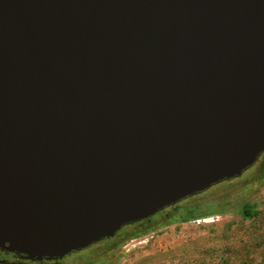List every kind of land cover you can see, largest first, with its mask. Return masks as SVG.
<instances>
[{
	"label": "water",
	"instance_id": "1",
	"mask_svg": "<svg viewBox=\"0 0 264 264\" xmlns=\"http://www.w3.org/2000/svg\"><path fill=\"white\" fill-rule=\"evenodd\" d=\"M264 151V0H0V248L62 259Z\"/></svg>",
	"mask_w": 264,
	"mask_h": 264
},
{
	"label": "rangeland",
	"instance_id": "2",
	"mask_svg": "<svg viewBox=\"0 0 264 264\" xmlns=\"http://www.w3.org/2000/svg\"><path fill=\"white\" fill-rule=\"evenodd\" d=\"M258 160L240 176L178 205L193 210L199 206L198 211L218 205L217 213L184 221L180 209L168 217L157 215L146 226L125 225L113 239L71 253L61 264H182L179 259L192 250L205 255V264H264V157ZM245 202L256 203L259 209L252 220L238 214ZM211 244H217L216 251Z\"/></svg>",
	"mask_w": 264,
	"mask_h": 264
},
{
	"label": "flooded vegetation",
	"instance_id": "3",
	"mask_svg": "<svg viewBox=\"0 0 264 264\" xmlns=\"http://www.w3.org/2000/svg\"><path fill=\"white\" fill-rule=\"evenodd\" d=\"M262 157H264V151L261 153V155L258 157V159L260 160ZM259 160H258V162H259ZM206 191H208V189H206V190H204V191H202L200 193H197V194H195L193 196L187 197V198L179 201L178 203H176V204H174L172 206L166 207L163 210H161L158 213H156L155 215L150 216L149 218H146V219H143V220H140V221L131 223V224H127V226H128L127 229H131L133 227H137V226H140V225L146 226L147 224H150L151 223V221H152V219L154 217H156L157 215H160V214H163V217H168L169 214L171 212H173V211H177V210H180V209H182L183 211H186L189 208H180V207H178V205H180L182 202H185L187 199L192 198V197L197 196V195H201V194H203ZM214 203L217 205L216 202H214ZM196 207L197 208L194 211H197L198 213H201V212H205V213L215 212L218 209V205L214 209H212V210H201V211H198V209H199L198 207L199 206H196ZM61 260L62 259H58V260H48V259H45V258H43L40 261L39 260H32V259L28 258L24 254H18V253H15V252L6 250L4 248H0V264H61Z\"/></svg>",
	"mask_w": 264,
	"mask_h": 264
},
{
	"label": "trees",
	"instance_id": "4",
	"mask_svg": "<svg viewBox=\"0 0 264 264\" xmlns=\"http://www.w3.org/2000/svg\"><path fill=\"white\" fill-rule=\"evenodd\" d=\"M187 198V197H186ZM184 212V213H183ZM183 212H181L183 215L180 217V220H184V221H187V220H191V219H196V218H205V217H208V216H211V215H213V214H215V213H217V211H215V212H208V213H205V212H201V213H198V212H196V211H194L192 208H189V209H187L186 211H183ZM218 212H221V211H218ZM259 213V209H258V207H257V204L256 203H252V202H245L244 204H242V205H240L239 207H238V214L241 216V218L242 219H244V220H252V219H254L256 216H257V214ZM118 233H116L113 237H111V238H105V239H103V240H101V241H99V242H103V241H109V240H111V239H113L116 235H117ZM226 241V240H225ZM224 241V242H225ZM99 242H97V243H99ZM227 242V241H226ZM225 242V243H226ZM94 244H96V243H94ZM93 245V244H92ZM92 245H90L89 247H91ZM212 248L211 249H213V251H216L215 249H214V247L215 246H217V244H211L210 245ZM89 247H86V248H84V249H87V248H89ZM225 251L226 252H228V246L226 245L225 246ZM84 249H82V250H84ZM79 251H81V250H79ZM79 251H73V252H71V253H75V252H79ZM71 253H69V254H71ZM68 254V255H69ZM191 255H184V256H182L180 259H179V261L182 263V264H205V261H204V259H203V257L205 256V255H203L202 257H200V255L198 254H196V252L194 251V250H192V253H190ZM67 256V255H66ZM66 256H64V257H66ZM63 257V258H64ZM191 262V263H190ZM88 264H94V263H88Z\"/></svg>",
	"mask_w": 264,
	"mask_h": 264
},
{
	"label": "built area",
	"instance_id": "5",
	"mask_svg": "<svg viewBox=\"0 0 264 264\" xmlns=\"http://www.w3.org/2000/svg\"><path fill=\"white\" fill-rule=\"evenodd\" d=\"M206 220V219H205Z\"/></svg>",
	"mask_w": 264,
	"mask_h": 264
}]
</instances>
